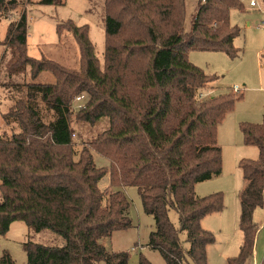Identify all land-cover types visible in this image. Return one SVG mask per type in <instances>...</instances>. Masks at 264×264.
Wrapping results in <instances>:
<instances>
[{
    "label": "trees",
    "instance_id": "1",
    "mask_svg": "<svg viewBox=\"0 0 264 264\" xmlns=\"http://www.w3.org/2000/svg\"><path fill=\"white\" fill-rule=\"evenodd\" d=\"M17 5V0H0V12L7 17ZM241 7V0H198L187 29L185 0H105L102 62L87 25L72 20L58 24L59 32L71 31L79 44V69L27 53L26 11L9 24L5 44L11 52L10 76L30 67L33 78L49 70L57 79L29 85L54 111L53 121L41 120L28 90V100H17L3 114L7 123L17 121L20 131L0 133V234L23 220L34 232L49 229L64 238L58 245L24 242L28 264H129V253L109 251L101 239L132 226L131 202L122 190H101L98 184L106 168L96 165L88 147L79 153L74 148L70 104L81 92L89 97L77 118L109 120L90 147L109 159L111 184L137 186L144 211L154 217L147 245L166 264H208L207 247L215 237L201 222L221 211L224 199L222 192L199 196L195 186L221 174L217 128L243 94L228 90L199 97L215 77L193 64L188 50L239 55L234 41L240 29L229 15ZM240 127L259 156L240 163L245 181L239 192L243 239L238 255L227 264H253L259 229L254 211L264 206V121ZM171 209L178 213V227L171 221ZM0 264L15 262L4 252ZM139 264L152 263L142 257Z\"/></svg>",
    "mask_w": 264,
    "mask_h": 264
},
{
    "label": "rangeland",
    "instance_id": "2",
    "mask_svg": "<svg viewBox=\"0 0 264 264\" xmlns=\"http://www.w3.org/2000/svg\"><path fill=\"white\" fill-rule=\"evenodd\" d=\"M63 4H45L40 0H17V7L5 17L0 12V63L7 51L5 39L8 26L26 11L28 21L27 53L37 59L47 58L67 68L79 69L81 55L79 44L71 31H58V24L72 20L75 24L88 26L89 38L96 55L102 62L106 45L105 0H63ZM251 0H241V8L230 10L229 21L240 29L235 38L234 47L239 55L229 56L224 51L191 49L189 60L200 67L215 80L208 88L203 89L199 97L207 98L225 91L240 92L241 99L235 102L234 108L228 112L217 128L218 144L222 149V172L220 175L199 182L195 191L199 196L214 192L223 193L224 207L202 219V226L211 231L215 237L207 247L208 264H227V260L238 255L243 239L239 227L241 214L239 192L245 185L240 163L243 159H257L259 149L247 144L241 130V123L260 124L264 121V0L250 5ZM198 0H185V27L191 28ZM11 59L10 50L0 65V133L11 134L20 131L17 121L11 119L7 123L3 114L7 113L17 100L29 99L28 90L33 97L31 104L36 108L44 123L54 120L51 110L41 94L30 88L33 83H54L55 75L45 70L36 78L32 77L30 67L22 73L10 76L8 64ZM238 87L240 90H234ZM34 92V93H33ZM81 96L78 101L76 98ZM88 93L81 92L71 101L72 116L70 125L73 131V143L76 153L88 147L98 167H105L107 172L99 181L101 190H122L131 202L129 216L132 226L115 230L110 236L101 239V243L113 252L129 253V264H139L145 257L152 264H166L161 253L147 245L150 233L155 229L152 215L144 211L138 188L135 185L113 186L110 181V161L90 147V143L109 126L108 118L90 123L77 118V112L88 100ZM81 106V107H80ZM2 195L0 190V202ZM171 221L179 226L176 210L170 211ZM254 222L258 226L253 264H261L264 258V206L254 211ZM187 234L182 233L186 239ZM34 241L42 244L58 245L64 238L55 232L44 229L34 232L23 220L14 221L5 234H0V257L4 252L10 254L15 264H28V256L24 242Z\"/></svg>",
    "mask_w": 264,
    "mask_h": 264
},
{
    "label": "built area",
    "instance_id": "3",
    "mask_svg": "<svg viewBox=\"0 0 264 264\" xmlns=\"http://www.w3.org/2000/svg\"><path fill=\"white\" fill-rule=\"evenodd\" d=\"M256 4H257L256 1H254V0H251V1H250V5H251V6H256ZM234 90L239 91L240 89H239L238 87H234ZM81 98H82L81 96H78V97L76 98V100L79 101ZM80 107H81V106H80Z\"/></svg>",
    "mask_w": 264,
    "mask_h": 264
}]
</instances>
